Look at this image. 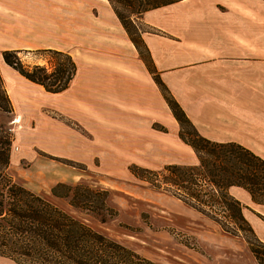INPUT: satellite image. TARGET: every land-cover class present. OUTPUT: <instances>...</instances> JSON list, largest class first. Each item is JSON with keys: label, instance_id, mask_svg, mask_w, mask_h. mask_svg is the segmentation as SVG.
<instances>
[{"label": "rangeland", "instance_id": "obj_1", "mask_svg": "<svg viewBox=\"0 0 264 264\" xmlns=\"http://www.w3.org/2000/svg\"><path fill=\"white\" fill-rule=\"evenodd\" d=\"M139 1L114 0V6L124 15H129L133 22L130 29L134 35L138 37L140 34L137 44L130 40L123 27L122 30L126 32L131 43L120 41V30L104 25L97 18L98 16L107 18L104 11L106 7L102 3H107L112 9L108 0L104 2L103 0H68L69 12L66 33L56 36L54 31H50L48 32V40L50 41L52 38L50 43L43 44L40 48L13 50H19L18 55L21 62L28 67L34 65L49 66L50 63H56L55 56L48 53L47 49L68 53L75 61L76 67L78 62L85 57L83 54L81 58V47L83 46L102 50L111 59H114L115 56H126L127 60L142 68L144 74L139 73V75L148 79L150 83L148 90L149 109L155 111L158 109V114L149 112L148 119L134 116L131 124L128 123L131 129L125 130L123 144L116 146V149L110 147L101 153H94L90 167L83 162L40 152L29 147L25 136L20 133L29 124L28 117L25 116L29 110L28 103L41 102L50 97V94L45 92L44 88L28 83L16 74H14L13 82L11 81L14 86L10 88L4 73H7L11 68L3 63L1 58L3 50H1L0 76L3 87H5L11 102H14L15 97H17L21 103L17 109L13 106V111L10 113L0 109V124H6L10 128L9 133L12 137L8 172L17 182L49 199L94 229L134 250L154 264H252L249 246L242 237L224 232L217 223L175 197L172 194L174 187L163 182L160 183L158 180L153 183L148 180L150 178L162 179V173H165L164 167L169 164L183 166L197 164L194 150L182 142L179 137L180 126L169 108V100H175L179 103L178 96H182L186 103H179V105L185 106L182 108L188 117L189 106L194 105L195 108L191 109L194 116L213 121L217 126H221L227 121L224 118L232 112L235 116L242 117L251 123L259 121L263 131L264 102L261 103L260 115L254 114L253 111L243 110L238 106L232 107L230 103H224L225 101L218 103L219 105L204 103V93H195L189 88L190 69L188 62L183 65L184 67L170 73V81L164 80L142 37L144 32L157 33V29L140 20L144 12L140 9ZM259 3L261 9L264 10V0H260ZM190 5L192 4H185L176 8L175 14L179 17L178 21L170 20L169 22L170 27L177 32H183L186 39L192 34L193 37L206 35L200 31L201 29L197 24L191 21V17L195 18L197 11L190 8ZM137 10L138 12H136ZM225 11L223 10L220 14L223 18L222 21L227 18L229 21L227 23L232 28L234 27L233 29H236L235 26L240 24L242 31H256V27L245 24L246 21L243 24L240 18L228 13L229 11H226L228 13L226 15ZM207 14L206 10L201 13L202 16ZM56 26L54 23V30H56ZM257 31L263 36L264 25L257 27ZM109 35L116 36L117 40L111 37L107 38L106 36ZM126 51L127 53H125ZM262 65L261 71L263 72L264 67ZM193 71L194 74L195 70ZM14 73L16 72L14 71ZM80 73H83L82 69H80ZM178 73H181L180 77L177 76ZM212 73L210 69L207 74V82L212 80ZM201 74L205 75L204 70L201 71ZM156 75L159 76L166 89L164 87L162 89L156 83L154 80ZM262 77L264 78V73H262ZM23 83L29 85L25 90L20 88V84ZM227 94L225 92L223 95ZM197 95H202L201 103H194ZM261 99L264 101V94H262ZM0 103H4L1 97ZM18 115L21 117H19L20 122L14 123L13 120ZM189 119L197 129L193 119L190 117ZM245 127L246 129L249 128ZM185 130L188 131L189 129L185 128ZM197 131L199 132L198 129ZM213 133L223 135L224 131L219 129ZM141 135L142 138H140ZM177 139L182 145L177 144ZM259 142L262 143L264 140ZM124 146L128 152L123 150ZM36 160L43 162L39 163ZM156 174L158 175L154 176ZM57 182H64L69 185L81 183L92 189L106 190L107 204L116 211V214L105 222H100L91 214L72 208L67 204L66 199L52 195L50 188ZM232 188L243 189L248 192L242 187L231 186L229 193L236 199L238 198L230 191ZM204 189H208L207 185H204ZM248 194L250 193L248 192ZM243 206L244 215L250 223L252 219L256 218L255 212L251 208L247 207L249 209H246V206ZM0 264H13V262L0 256Z\"/></svg>", "mask_w": 264, "mask_h": 264}, {"label": "crops", "instance_id": "obj_2", "mask_svg": "<svg viewBox=\"0 0 264 264\" xmlns=\"http://www.w3.org/2000/svg\"><path fill=\"white\" fill-rule=\"evenodd\" d=\"M258 1L180 0L144 12L140 20L156 28L157 33L144 32L142 37L162 78L170 81V73L188 62L189 88L195 93H204V103L217 105L225 101L232 107L238 106L260 115L261 103L264 102L261 99L264 94V70L261 71V64L264 67V35L261 36L257 27L264 25V10ZM102 4L106 7L104 11L107 18H97L104 25L120 30V41L131 43L110 6ZM185 4H192L190 8L197 11L191 21L206 35L193 37L192 34L186 39L183 32L170 27V20L178 21L179 18L175 9ZM205 10L208 14L202 16ZM223 10L240 18L243 24L246 21L245 24L256 27V31H242L240 24L233 29L227 23V18L222 21L220 14ZM68 12V0H0V51L40 48L50 43L52 38L48 40V32L54 31L56 36L66 33ZM54 23L57 25L56 30L53 29ZM106 37L117 40L116 36ZM81 48V58L83 54L85 57L78 62L76 75L69 86L58 93L47 92L50 97L41 102L28 103L29 110L25 116L29 124L20 134L25 136L31 148L83 162L90 167L94 153H101L110 147L116 149V146L123 144L125 130L131 129L128 123L131 124L134 116L148 119L149 112L158 114V109H149L150 83L139 75L144 74L139 65L135 66L126 56L111 59L102 50L89 46ZM210 69L213 78L207 82ZM203 70L205 75L201 74ZM14 74L35 84L11 68L4 73L10 88L14 86ZM177 76L180 77L181 73ZM20 85L24 90L29 86L27 83ZM225 92L228 94L223 95ZM15 98L12 102L17 109L21 103ZM178 98L179 103H186L182 96ZM201 99L202 95H197L194 103H201ZM192 108L195 106H189V117L197 125L200 134L217 141H236L264 157V142H259L264 140V131L259 121L251 123L230 112L224 118L226 123L217 126L213 121L194 116ZM219 129L224 131L223 135L213 133ZM177 144L182 145L178 139ZM123 150L128 152L126 147ZM230 191L246 209L251 208L255 212L256 218L250 224L264 242V204L254 202L243 189L232 188ZM249 254L252 264H258L251 251Z\"/></svg>", "mask_w": 264, "mask_h": 264}, {"label": "trees", "instance_id": "obj_3", "mask_svg": "<svg viewBox=\"0 0 264 264\" xmlns=\"http://www.w3.org/2000/svg\"><path fill=\"white\" fill-rule=\"evenodd\" d=\"M108 1L130 40L137 44L140 34L136 37L130 29L133 22L129 15L120 12L114 6V0ZM178 1L140 0L139 6L145 12ZM47 51L57 60L49 66H25L18 55L19 50L5 49L1 55L4 63L22 77L49 93H58L65 90L74 78L76 63L66 52ZM154 80L166 89L159 76L156 75ZM0 97L4 101L0 103V109L12 112L13 105L1 76ZM168 102L180 126L179 137L194 150L197 164H169L164 167L162 179L150 178L148 181L158 180L174 187L172 194L175 197L217 223L224 232L242 237L258 264H264V242L247 221L242 203L229 193L231 186H239L246 189L254 201L264 203V158L236 141H214L203 136L177 101ZM9 129L6 124H0L1 257L13 264H154L17 182L8 172L12 143ZM51 193L100 222L116 214L107 204L106 190L92 189L81 183L57 182L51 187Z\"/></svg>", "mask_w": 264, "mask_h": 264}, {"label": "bare ground", "instance_id": "obj_4", "mask_svg": "<svg viewBox=\"0 0 264 264\" xmlns=\"http://www.w3.org/2000/svg\"><path fill=\"white\" fill-rule=\"evenodd\" d=\"M14 123H19L20 122V118L18 116L15 117V119L13 120Z\"/></svg>", "mask_w": 264, "mask_h": 264}]
</instances>
